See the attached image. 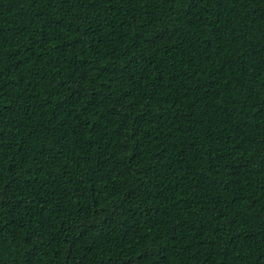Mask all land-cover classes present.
<instances>
[{
  "label": "trees",
  "instance_id": "trees-1",
  "mask_svg": "<svg viewBox=\"0 0 264 264\" xmlns=\"http://www.w3.org/2000/svg\"><path fill=\"white\" fill-rule=\"evenodd\" d=\"M0 264H264V0H0Z\"/></svg>",
  "mask_w": 264,
  "mask_h": 264
}]
</instances>
